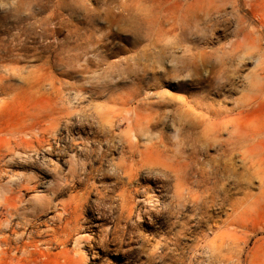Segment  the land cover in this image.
<instances>
[{
    "label": "rangeland",
    "instance_id": "obj_1",
    "mask_svg": "<svg viewBox=\"0 0 264 264\" xmlns=\"http://www.w3.org/2000/svg\"><path fill=\"white\" fill-rule=\"evenodd\" d=\"M184 1L0 0V49L5 55L0 75L8 78L5 88H0V174L18 176L33 167L41 177V164H64L60 158L73 156L75 164H94L96 184L110 183L114 176L102 174L110 164L130 156L120 140L138 113L146 123L157 113L165 122L151 133L130 132L139 150L161 136L176 149L182 137L200 136L194 116L201 112L198 104L203 101L236 110L232 116L255 133L251 146L264 160V0H230L225 6L217 1L218 9L205 21L193 9L179 10ZM240 19L244 23L239 40L247 33L254 51L249 49L252 56L242 64H229L232 87L220 90L223 82H216L214 76L236 41ZM136 93V100L127 104L125 100ZM113 97L117 101L111 103ZM237 107L244 110L240 116ZM105 112L112 114L105 116ZM14 151L31 161L15 160L16 165L9 166L7 159ZM208 156L214 158L215 150L203 152L205 160L195 167L211 173L217 164H208ZM140 158L135 153L133 159ZM161 159L164 164L171 162ZM233 163L234 184L242 181L241 187L215 180L220 186H234L233 210L222 206L214 194L198 190L194 181L199 176H191L193 183L187 187L198 190L201 208L196 207L195 194L194 199L186 194L182 206L177 205L171 175L163 189L161 179L143 172L132 187L122 189L146 191L159 198L160 206L157 214L150 219L144 216V222L133 227L135 241L123 247L133 249L132 253L125 257L95 249L96 254H84L83 264H264V163L259 166L248 160L247 171L240 156ZM62 169L65 175L67 168ZM117 178L128 181L121 173ZM110 195L117 197L113 191ZM225 231L231 237L217 255L234 256L233 260H214L208 246H220ZM195 247L201 254L198 259ZM59 252L55 249V264L64 263Z\"/></svg>",
    "mask_w": 264,
    "mask_h": 264
},
{
    "label": "bare ground",
    "instance_id": "obj_2",
    "mask_svg": "<svg viewBox=\"0 0 264 264\" xmlns=\"http://www.w3.org/2000/svg\"><path fill=\"white\" fill-rule=\"evenodd\" d=\"M217 1L223 6L230 2V0H196L194 3V0L192 2L191 0H185L178 5V9H193L194 12L202 14L203 21H205L215 9H218L220 4ZM183 18H187L186 14ZM239 22V28L234 34L236 41L231 45L230 51L222 61L224 66H221L219 73L214 76L216 82H223V86L219 87L220 90L226 85L232 87L228 69L229 64L232 66L242 64L252 56L248 51L254 48V43L247 33H244L242 39L239 40L243 33L242 24L244 21L240 19ZM6 33L9 32L6 30ZM2 51L0 49V61L5 56L1 55ZM256 51L258 52V50ZM5 80L7 81L8 78L0 75V88L2 89L5 88ZM137 96V93L134 94L130 99L125 100L126 103L129 104L131 101L136 100ZM109 100L116 102L117 98L113 97ZM198 105L201 112L194 116V125L200 129V136L194 138L191 136L189 138L182 137L175 145L176 149L170 148L165 138L161 136L157 139V142L145 147L144 150H139V145L133 142L130 132L151 133L165 122L160 119L157 113L156 116H151L150 121L146 123L145 117L138 113L133 125H129L130 129L127 128L129 133H127V130L122 129L127 134L123 133L125 136L120 140V143L123 150H126L130 156L121 157V160H124L120 164H110L109 169L102 174L104 177L107 175L114 176V180L110 179L113 180L110 183L98 182L99 184H96L93 181L94 172H97L98 169L94 167V164H91V162H88L89 164H75L73 156L60 158L64 164H45L43 162L41 170L44 175L41 177L35 174V171L32 170L33 167L18 176L5 178L3 174H0V264H55V249L57 248L60 249L59 256L64 261L63 264H83L85 261L84 254L90 251L95 253V249H100L105 253L115 252L125 257L130 255L133 249L125 250L123 247L130 246L135 241L136 236L133 227H137L139 222H144V216L150 219V216L157 214L156 207L160 206L159 198L151 197L146 191L140 193L139 190L122 189L124 186L132 187L143 172H146L155 180L161 179L162 187L160 188L163 189L166 187L165 182H169L168 174L174 177L175 182L172 187L174 188V199L177 201L178 206H182L186 194L193 199L195 194L198 199V201L194 200L196 207L201 208L200 197H198L197 192L199 188H203L205 193L214 194L215 199L220 201L222 206L228 205L232 210L235 209L236 202L232 201L234 186L231 183L220 186L215 180L221 178L227 182L233 181L232 184L235 187H241L242 181L234 184L235 170L232 165L236 156H240V162L246 171L249 169L246 164L248 160H253L254 163L257 162L259 166L260 162L264 163L256 148L251 146V142L255 139V133L241 124L239 117L232 116L233 112L236 111L234 109L222 108L221 106L216 108L215 104L207 101H203V104L199 103ZM239 109L240 107H237V110ZM243 111V109H240L238 115L240 116ZM110 114L112 113L105 112L104 115L108 116ZM101 118L103 119V116ZM62 140L64 141V139ZM191 146L192 149L189 148ZM66 147L67 145H65ZM211 149L215 150V157L209 158L208 156L205 158H209L208 164H217L216 168L211 173L201 171V169L198 170V167L195 166L199 164L200 160L204 159L203 152ZM170 152L173 156L170 155ZM98 153L100 154V152ZM135 153H139L141 157L139 161L133 159ZM162 157L164 160H171V162L164 164ZM29 158L28 155L22 152L14 151L8 157L7 163H9V166H13L16 165L13 164L15 160L26 162ZM23 165L27 167V164L23 163ZM63 166L67 168L65 175H63ZM120 173L128 177L126 183L117 178V174ZM191 176L200 177L199 180L194 181L198 189L194 192L187 187V184L193 183L190 181ZM261 187L263 188L264 185ZM77 189L79 191H76ZM67 191L70 192L67 199L60 200ZM112 191L117 194L116 199L111 197L110 192ZM215 199L213 198L212 202ZM230 237L229 231H225L220 246H216L215 243L208 246L211 258L219 261H230L234 257H225L221 254V259L220 254L217 255V252L224 251V246L229 242ZM69 246H72V249H69ZM198 251V248L195 247L194 254L197 259L201 257ZM166 256L167 254L164 253L161 258L165 259Z\"/></svg>",
    "mask_w": 264,
    "mask_h": 264
}]
</instances>
